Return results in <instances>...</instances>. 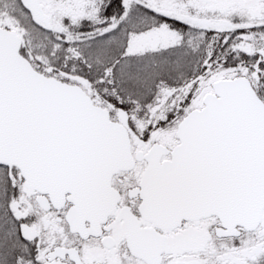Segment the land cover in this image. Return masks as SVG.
Returning a JSON list of instances; mask_svg holds the SVG:
<instances>
[{
    "label": "snow or ice",
    "instance_id": "6c2138e0",
    "mask_svg": "<svg viewBox=\"0 0 264 264\" xmlns=\"http://www.w3.org/2000/svg\"><path fill=\"white\" fill-rule=\"evenodd\" d=\"M0 264H264V0H0Z\"/></svg>",
    "mask_w": 264,
    "mask_h": 264
}]
</instances>
